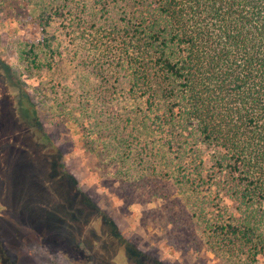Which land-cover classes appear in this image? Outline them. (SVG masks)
I'll return each mask as SVG.
<instances>
[{"label":"trees","instance_id":"obj_1","mask_svg":"<svg viewBox=\"0 0 264 264\" xmlns=\"http://www.w3.org/2000/svg\"><path fill=\"white\" fill-rule=\"evenodd\" d=\"M22 1L42 33L38 42L19 44L26 72L51 74L69 55L63 41L73 45L78 29L100 35L112 74L100 70L89 87L72 83L65 94L52 79L47 96H68L58 104L70 101L63 112L103 164L127 165L123 181L144 183L135 166L148 147L123 135L124 122L114 126L110 95L120 91L141 101L151 129L180 160L176 184L237 205L238 215L211 220L218 249L250 263L264 257V0ZM70 48L83 53L86 46ZM84 74L90 80L88 69ZM203 150L212 151L206 170Z\"/></svg>","mask_w":264,"mask_h":264},{"label":"rangeland","instance_id":"obj_2","mask_svg":"<svg viewBox=\"0 0 264 264\" xmlns=\"http://www.w3.org/2000/svg\"><path fill=\"white\" fill-rule=\"evenodd\" d=\"M25 4L0 0V264H264V257L250 263L218 249L211 220L238 215L237 205L176 184L180 160L151 129L141 101L120 91L110 95L114 126L124 122L123 135L148 147L135 166L144 183L123 181L127 165L103 164L63 112L70 101L58 104L68 96H47L52 79L65 94L72 83L89 87L100 70L112 74L100 35L78 29L73 45L63 41L69 55L51 74L26 72L19 44L38 42L42 33ZM79 42L83 53L70 48ZM200 154L209 169L212 151Z\"/></svg>","mask_w":264,"mask_h":264}]
</instances>
